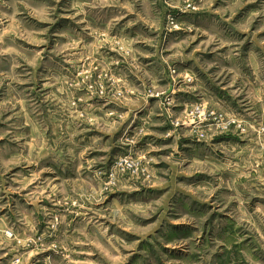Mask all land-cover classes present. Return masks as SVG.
<instances>
[{
  "label": "rangeland",
  "instance_id": "rangeland-1",
  "mask_svg": "<svg viewBox=\"0 0 264 264\" xmlns=\"http://www.w3.org/2000/svg\"><path fill=\"white\" fill-rule=\"evenodd\" d=\"M0 264H264V0H0Z\"/></svg>",
  "mask_w": 264,
  "mask_h": 264
}]
</instances>
